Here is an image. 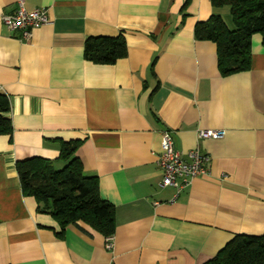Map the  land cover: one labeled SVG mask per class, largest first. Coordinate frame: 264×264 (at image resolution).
<instances>
[{
  "label": "crops",
  "instance_id": "0c3cea01",
  "mask_svg": "<svg viewBox=\"0 0 264 264\" xmlns=\"http://www.w3.org/2000/svg\"><path fill=\"white\" fill-rule=\"evenodd\" d=\"M48 24L29 40L3 15L0 93L11 134H0V264H203L237 234H264V46L252 38L249 70L223 76L217 45L195 36L199 22L228 5L211 0H25ZM224 19V18H223ZM233 20L231 19V22ZM234 24V23H233ZM127 55L85 59L90 36H117ZM223 130L198 137L195 129ZM162 129L175 146L208 156L207 172L177 191L162 186ZM97 176L115 208L112 248L82 220L59 235L58 221L25 194L17 162L40 157L63 167V141ZM61 169V168H57ZM34 185V188H40Z\"/></svg>",
  "mask_w": 264,
  "mask_h": 264
},
{
  "label": "trees",
  "instance_id": "16d2710c",
  "mask_svg": "<svg viewBox=\"0 0 264 264\" xmlns=\"http://www.w3.org/2000/svg\"><path fill=\"white\" fill-rule=\"evenodd\" d=\"M215 8L228 5L234 28L218 13L195 27V36L217 45L218 67L223 76L249 70L252 38L261 34L264 46V0H211ZM127 42L117 36H90L85 42V59L98 64H113L127 55ZM11 102L0 93V134H11L12 122L7 117ZM82 141H63L59 159L65 162L57 169L54 161L34 157L18 161L16 168L25 194L33 195L38 210L50 213L58 221L59 235L67 226L82 220L105 237L116 231L115 208L99 192L97 176L84 172L75 155ZM40 185L41 188H34ZM203 264H264V234L235 235L216 256Z\"/></svg>",
  "mask_w": 264,
  "mask_h": 264
},
{
  "label": "built area",
  "instance_id": "2783aa9c",
  "mask_svg": "<svg viewBox=\"0 0 264 264\" xmlns=\"http://www.w3.org/2000/svg\"><path fill=\"white\" fill-rule=\"evenodd\" d=\"M25 0H18V8L9 14L3 15V22L9 29H18L21 31V38L29 40L33 32L41 26L48 24L50 19L45 9L27 10L24 6ZM198 137H219L224 134L219 129H204L197 127L195 129ZM174 131L171 129H162L161 148L162 152L158 157V165L163 170L162 186H174L177 191L187 187L192 180L207 172L206 162L209 159L207 155L201 152L200 147L184 153L175 146ZM41 188V186H39ZM106 247L112 248L113 236H107Z\"/></svg>",
  "mask_w": 264,
  "mask_h": 264
},
{
  "label": "rangeland",
  "instance_id": "374dc122",
  "mask_svg": "<svg viewBox=\"0 0 264 264\" xmlns=\"http://www.w3.org/2000/svg\"><path fill=\"white\" fill-rule=\"evenodd\" d=\"M223 18L225 22L227 23V25L229 26V28L233 29L235 27L233 24V21L231 22L232 17H230L228 12H225V14H223ZM57 168H62V167L58 165Z\"/></svg>",
  "mask_w": 264,
  "mask_h": 264
}]
</instances>
